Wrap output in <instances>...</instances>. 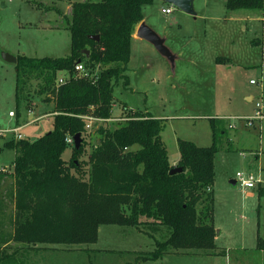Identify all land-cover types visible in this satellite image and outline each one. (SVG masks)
<instances>
[{
	"label": "rangeland",
	"instance_id": "374dc122",
	"mask_svg": "<svg viewBox=\"0 0 264 264\" xmlns=\"http://www.w3.org/2000/svg\"><path fill=\"white\" fill-rule=\"evenodd\" d=\"M79 1L84 0H0V129L17 127L21 113L22 125L31 122L18 132L22 138L35 141L54 130L55 107L40 92L41 81L32 78L29 92L25 91L18 102L16 64L6 61L3 54L17 59L70 55L68 21L72 5ZM226 1L195 0L196 16L161 1L147 5L146 15L160 28L152 29L166 39L170 50L180 53L182 60L173 66L150 42H135L126 72L128 84L122 80L115 86L113 120H86L90 127L83 135L85 151L81 157V161L89 160L100 142L102 127L114 130L126 124L124 105L164 121L162 138L171 162L180 158V139L211 146L210 120L224 119L228 133L236 136L230 151H225L226 140L216 157L214 219L218 248L210 254L170 252L161 260L149 261L146 259L157 249V242L167 239L166 227L142 226L138 230L103 225L97 243L49 248L27 256L26 264H264V252L257 250L258 236L264 237V196L254 189L250 190L255 192L251 197L240 184L232 182L239 172L258 175L264 168V121L251 127L247 120L254 117L256 103L264 98L262 53L253 44L264 31L257 11L230 12ZM168 7L173 13L164 14L162 9ZM218 57L230 60L223 58L217 63ZM249 96H254L255 102L250 103ZM27 109L34 110L35 116L27 114ZM11 111L17 116L11 117ZM35 118L40 119L33 123ZM14 136L0 138L4 150L0 167L14 162L15 151L5 148ZM72 154L73 145L63 158L69 162ZM258 155L261 159H256ZM10 171L6 168L4 173L10 175ZM12 182L7 179L0 190L7 205L4 225L10 233Z\"/></svg>",
	"mask_w": 264,
	"mask_h": 264
},
{
	"label": "trees",
	"instance_id": "16d2710c",
	"mask_svg": "<svg viewBox=\"0 0 264 264\" xmlns=\"http://www.w3.org/2000/svg\"><path fill=\"white\" fill-rule=\"evenodd\" d=\"M155 1L75 2L68 21L70 55L18 57L17 100L29 92L32 78L40 80V92L54 103V130L35 141L12 139L5 144L15 151V159L10 175L0 170V190L7 179L13 180L14 210L10 233L4 225L7 205L0 195V264H26L27 256L56 246L95 244L103 225L138 230L166 227L169 235L157 242L149 261L161 260L170 252L210 254L218 248L213 187L216 157L228 141L224 119L210 120L213 143L209 147L180 139L181 159L172 166L162 138L164 121L124 105L126 124L114 130L102 127L100 142L87 162L81 161L84 143L79 150L74 143L69 162L63 158L72 146L67 139L77 134L83 138L86 133V117L113 118L115 86L122 80L128 84L132 39L144 20L143 7ZM226 7L264 10V0H227ZM259 44L264 67V41ZM79 62L98 70L96 78L79 77L75 69ZM61 75L68 76L67 81L57 85ZM174 167H182L183 172L172 175ZM259 196H264L263 188ZM257 250L264 252L260 235Z\"/></svg>",
	"mask_w": 264,
	"mask_h": 264
},
{
	"label": "built area",
	"instance_id": "2783aa9c",
	"mask_svg": "<svg viewBox=\"0 0 264 264\" xmlns=\"http://www.w3.org/2000/svg\"><path fill=\"white\" fill-rule=\"evenodd\" d=\"M162 12L164 14H171L173 12L172 7L168 8H163ZM76 71L78 72L79 77L81 78H96V74L98 70L96 71H91L87 66L86 63L84 62H79L76 67ZM68 76L66 75H61L57 81V85H61L67 81ZM254 84L255 82L252 81ZM11 116H15V113H11ZM85 120H90V121H112L113 119L109 120H103V119H97V118H92V117H86ZM249 121V125L251 127H256V123L263 122L264 121V98H261L257 103H256V113L253 118L247 119ZM90 126L87 125L86 129L89 128ZM260 131L262 130V125L259 127ZM18 130H12V129H0V138H6L10 134H15L17 135V140H21L22 136L20 133H17ZM67 142L70 145H74V139L72 137H69L67 139ZM236 184H240L241 187L245 191H250L254 189H259L261 187H264V174L263 172H259L258 175L252 174V173H244V172H239L237 173V179H236Z\"/></svg>",
	"mask_w": 264,
	"mask_h": 264
},
{
	"label": "water",
	"instance_id": "95a60500",
	"mask_svg": "<svg viewBox=\"0 0 264 264\" xmlns=\"http://www.w3.org/2000/svg\"><path fill=\"white\" fill-rule=\"evenodd\" d=\"M159 1L167 3V4H171V5L175 6L176 8L184 11L187 14H191L194 16L197 15L195 8H194L195 0H159ZM137 36L139 38L146 40V41L150 42L151 44H153L155 46V48L157 49V51L161 55L166 57L174 66L175 61H176V55L166 45V39L161 37L158 33H156L150 26H148L146 24V22L141 23V25L139 26V28L137 30ZM90 39L93 41H99L100 37L99 36H91ZM87 55H89V51H87ZM3 58L10 63L16 64L18 61V59L16 57H12L8 54H3ZM74 143H75L76 149L79 150L82 146V143H83L82 134H77L74 137ZM181 172H183L182 167H174L171 170L172 175H175V174L181 173ZM233 184L236 185V181H234ZM218 234H219V231H218Z\"/></svg>",
	"mask_w": 264,
	"mask_h": 264
},
{
	"label": "crops",
	"instance_id": "0c3cea01",
	"mask_svg": "<svg viewBox=\"0 0 264 264\" xmlns=\"http://www.w3.org/2000/svg\"><path fill=\"white\" fill-rule=\"evenodd\" d=\"M156 1H159V0H156ZM146 7L147 6H144L143 7V15H144V20L141 22V23H143V22H146V24L148 25V26H150L151 28H153V29H156V30H159L160 28H157V24L154 22L155 21V19H154V21H152L151 20V18H150V16H147L146 15ZM230 12H234V11H231V10H229ZM253 11H257L256 13L258 14V17H257V19H260V21H261V23H262V30L264 31V10H252V12ZM173 13V12H172ZM141 23L139 24V26L141 25ZM139 26L137 27V29H136V32H135V34L133 35V39H132V46H131V49L133 48V45H134V43L135 42H139L140 40H143V39H141V38H139L138 36H137V30H138V28H139ZM259 41H264V34H263V37L262 38H259V37H257V38H255L254 40H253V44H255L256 46H259L260 47V49H261V53H262V62H263V50H262V46L259 44ZM173 52V51H172ZM174 53V52H173ZM175 55H176V61L175 62H177V61H179V60H182V58H181V55H180V53H174ZM223 58H226V59H228L227 57H218L217 58V63H220V60L221 59H223ZM228 60H230V58L228 59ZM262 68H264L263 66H262ZM247 99H248V101L250 102V103H253V102H255V98H254V96H249V97H247ZM46 101V100H45ZM51 105L54 107V103H51ZM255 110H256V107H255ZM27 114H29V115H34L35 116V112H34V110H32V109H27ZM11 113H13L12 111L10 112V114ZM18 120H17V127H15V128H12V130H18L17 131V133L19 132V131H21L22 130V128H24L26 125H28V124H30L31 122L29 121V122H27V123H24L23 125H22V122H23V116H22V114L21 113H18ZM11 116V115H10ZM17 115H15V116H11V117H16ZM156 118V117H155ZM40 118H35V120L33 121V123L34 122H37L38 120H39ZM22 120V121H21ZM22 136V135H21ZM234 136H236L235 134H233L232 136L230 135V133H228V143H226L228 146L226 147V150H228V149H231V147H232V144L234 143V139H233V137ZM17 135H15L14 136V138L13 139H15V140H17ZM25 137V136H24ZM26 138V137H25ZM25 138H22V139H25ZM5 139V138H4ZM225 144V145H226ZM1 149V148H0ZM225 150V151H226ZM4 150L3 149H1V152H0V154L3 152ZM227 152H229V151H227ZM261 157V155H258V157L256 158V159H261L260 157ZM180 159H181V154H180V158L178 159V160H176V161H173V162H171L170 161V163H171V165L172 166H176V165H178L179 164V162H180ZM169 160H170V158H169ZM14 161V160H13ZM6 168H11L12 169V171H10V172H13V164L11 165V166H9V167H7V166H2V167H0V170H4V172H6ZM259 172H263V174H264V168H262V170L260 169V171ZM11 174V173H10ZM7 176H8V174H7ZM235 180H233L232 182H234ZM264 189V187H261V188H259L258 189V191L257 192H259V190L260 189ZM213 191H214V193H215V190H214V187H213ZM247 194L249 195V196H251V197H254L255 196V192H253V191H248L247 192ZM58 247V246H57ZM56 247V248H57ZM216 263V262H215ZM228 264V263H227Z\"/></svg>",
	"mask_w": 264,
	"mask_h": 264
}]
</instances>
